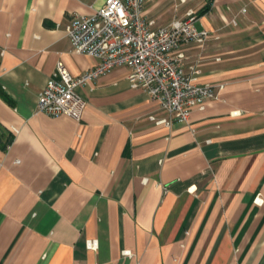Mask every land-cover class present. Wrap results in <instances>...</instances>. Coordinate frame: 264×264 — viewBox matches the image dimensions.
Returning a JSON list of instances; mask_svg holds the SVG:
<instances>
[{
  "label": "crops",
  "instance_id": "obj_1",
  "mask_svg": "<svg viewBox=\"0 0 264 264\" xmlns=\"http://www.w3.org/2000/svg\"><path fill=\"white\" fill-rule=\"evenodd\" d=\"M104 3L0 0V264H264V0H145L216 36L179 48L216 94L187 123L151 121L123 66L77 89L80 121L38 112L58 63L96 64L65 27Z\"/></svg>",
  "mask_w": 264,
  "mask_h": 264
},
{
  "label": "built area",
  "instance_id": "obj_2",
  "mask_svg": "<svg viewBox=\"0 0 264 264\" xmlns=\"http://www.w3.org/2000/svg\"><path fill=\"white\" fill-rule=\"evenodd\" d=\"M144 3L145 0H105L91 15L72 18L65 27L72 52L92 57L96 64L74 77L58 63L38 93V112L80 121L86 102L77 89L121 66L128 69L130 88L140 89L165 114L162 118L149 116L157 125L187 123L194 109L203 110L216 97L215 86L197 82L199 68L190 66L185 71V55L179 50L181 44L203 46L216 36L195 27L192 11L184 19L155 26L143 15ZM230 23L236 24L234 20ZM256 202L262 201L257 198ZM86 246L95 249L96 242L89 240ZM123 254L131 255L129 251Z\"/></svg>",
  "mask_w": 264,
  "mask_h": 264
}]
</instances>
